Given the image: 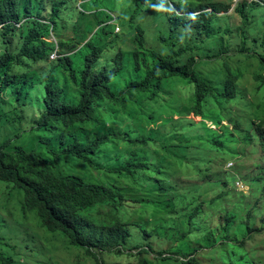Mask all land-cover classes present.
<instances>
[{"label":"trees","instance_id":"trees-1","mask_svg":"<svg viewBox=\"0 0 264 264\" xmlns=\"http://www.w3.org/2000/svg\"><path fill=\"white\" fill-rule=\"evenodd\" d=\"M20 1L0 0V37L5 46L0 53V93L13 95L21 102V110H28L31 118L27 124L34 133H43L42 140L53 158L50 160L44 152L22 147L10 151L5 145L0 147V182L24 194V212L35 213L42 229L59 236L71 249L85 250L95 264H105L100 257L103 254L119 257L131 254L128 244L134 230L143 232L149 240L158 241L159 247L163 243L167 246L166 250L156 253L162 263L198 264L197 254L206 250L214 254L213 260L219 264H259L257 258L248 259L254 257L256 251L246 246L264 234V215L259 223L255 220L261 210L264 214L262 176H248L250 187L261 195L248 209L245 221L239 223L238 214L223 211L218 229H212L205 222L204 207L220 200L223 193L213 200H203L202 186L170 179V174L175 176L181 168L192 169L200 179L208 177L193 163L212 164L216 154H221V161L236 158L256 139L264 153V119L251 122L252 130L243 129L240 122L230 118L227 124L232 127L231 131L227 125H222L226 105L239 97L240 74L227 67V71L220 70L214 78H209L199 70L201 62L197 57L202 51L199 44L175 47L173 33L179 29L192 33L201 42L211 38L221 8L205 0H133L117 14L116 23L123 29V36L115 35L111 39L115 25L102 19L104 9L93 7L92 13L100 19L97 31L81 47L74 40L61 39L57 42L59 57L50 62L56 45L48 39L52 33L60 31L58 21L69 1L54 0L50 14L38 12L35 15L34 0H24L23 16ZM86 1L93 0L82 1L80 12L85 16L89 13L85 11ZM47 3L41 0L40 8ZM247 5V0H238L236 5V10L244 17ZM159 8L170 22V36H159V41L167 48L165 53L149 47V33L138 23ZM223 9L228 11L229 8ZM107 17L111 18L110 14ZM239 32L241 52H246L247 31L241 27ZM13 42L16 43L14 48ZM119 42L123 46L117 48ZM259 43L261 50L255 55L264 69V34ZM110 48L115 50L113 58H107ZM221 51H226L223 41ZM40 64H47L48 68L43 79L30 73ZM255 79L264 88V75H257ZM176 81L190 88L192 106L180 107V100L173 102L175 106H167L172 111L167 120L171 125L170 133L153 154L160 162L164 160L161 152L171 155L174 161L167 169L165 164L158 165L151 159L149 149L155 142L151 134L147 138L139 134L132 136L127 131L116 134L114 126L108 127L98 116L103 109L115 108L117 112L129 108L133 119L139 104L160 98L168 84ZM4 106L0 94V119L6 116ZM212 109L216 113H212ZM191 113L201 121L195 123L188 119ZM175 117L178 118L175 120ZM19 119L22 121L23 117ZM207 122L220 132L210 130ZM237 143L240 152L235 147ZM120 144L129 148L142 146V150L126 158L120 154ZM61 162L102 172L107 181L114 178L115 183H92L76 175L63 174L59 171ZM211 169L206 167L205 171ZM224 181L223 185L229 187L230 179ZM232 193L237 197L235 203L245 209L248 205H242L247 198L243 192ZM134 207L151 212L152 220L146 225L150 233L141 230L143 224L131 226L128 223ZM259 244L264 264V240ZM139 248L140 257L155 252L150 244ZM0 264L19 263L0 256Z\"/></svg>","mask_w":264,"mask_h":264},{"label":"rangeland","instance_id":"rangeland-1","mask_svg":"<svg viewBox=\"0 0 264 264\" xmlns=\"http://www.w3.org/2000/svg\"><path fill=\"white\" fill-rule=\"evenodd\" d=\"M52 1L54 0H46L48 2L46 6L40 8L41 0H34L37 6L33 11L34 14L36 15L38 12L50 14L52 11ZM68 1L66 7H63L62 18L58 21L61 29L59 32L52 33L48 39L49 43H56L63 39L74 40L80 45L79 47L83 46L98 29L100 19L96 17L95 13H92L94 12L92 10L93 7L104 9L105 12L102 14V19L107 20V24L112 23L115 25L111 39L115 35L123 36V29L120 27V24L116 23L117 14L122 9H125L133 0L86 1L85 5L87 4L88 6L85 7V11L89 12L86 14L87 18H85L86 16L83 12H80V5L83 0ZM247 1L248 5L245 9L244 17L236 10L238 0L232 2L230 0H205L207 4L212 3L217 5V8H221V11L215 21L214 35L204 42H201L192 33H186V31H182L181 29L173 33L176 37V48H186L193 46L195 43L199 44L200 48H202L200 56L197 57L201 62L199 70L207 77L214 78L215 73L220 70L227 71V67L240 74V79L237 82L239 97L233 103L226 105V110H224L225 120L222 121V125H227L229 131L232 129L227 124V119L229 118L232 121L240 122L243 129L246 130H252V127H250L251 122L257 123L259 120L264 119V88L260 87L255 79L257 75H264V69L255 55L257 50H261L259 42L262 40V35L264 34V9L261 8L264 0ZM23 5H25V2L21 0L19 4L21 16L24 14ZM223 8L229 9L225 11ZM163 13L164 10L160 8L154 9L145 15L141 21H138V23L149 33V47L158 51L162 49L165 53L167 52V48L159 41V36L161 34L170 36L171 33L169 31V17ZM108 14H110L111 18L107 17ZM241 27L247 31L249 37L246 52H241L242 46L239 32V28ZM227 29L230 30V33H226ZM221 41L224 42L226 51H221ZM15 46L16 43L13 42L12 48ZM120 46L122 47L123 43L119 42L117 48H120ZM4 48L3 38L0 37V53L4 51ZM208 55L212 57H207ZM114 56L115 50L110 48L107 58H113ZM42 70L44 71L41 72ZM47 71V64H40L32 68L30 73L43 79ZM168 85L170 86L166 88L165 93L160 98L154 101L144 100L139 104V109L133 119L131 118V110L129 108L127 111L117 110V112L115 108L103 109L100 110L98 116L101 121L108 124V127L114 126L113 129L116 134L121 133V131H127L132 136L139 134L143 138H147L151 134V138L155 140L151 144L153 146L149 149L151 159L156 160L158 165L165 164L167 169L170 168V164L174 161L171 155L161 152V156L164 157L163 162H160V159L153 155L159 150L157 146L161 145L170 133L171 125L168 124L167 120L170 119L172 111L167 106H175L176 104L173 102L178 100H180V107L185 106L186 108H190L192 106L191 91L185 83L176 81ZM0 94L5 102L4 110L6 114V116L0 119V147L5 145L8 151L16 147H22L28 151H40L44 152V155L48 159L53 160L46 143L42 140L44 138L43 133H34L31 125L27 124V121L31 118L27 112L28 110L25 109L23 112L20 107L21 102H18L13 95ZM211 112L216 113L214 109ZM153 115L156 116V119L152 118ZM19 117H23V120L21 121ZM177 118L175 117V120ZM188 119L193 120L195 123L201 121L193 113L189 114ZM153 120H156V123ZM207 127L216 133L220 132L219 128L213 126L211 122H207ZM257 141L256 139L250 146H245V153L237 155L236 158H228L225 161H221V154H216L213 157L212 164L200 165L198 162H194L193 165L200 167L204 174L209 175L208 177L200 179L192 169L183 168L176 171L175 176L170 174V179L179 181L181 184L202 186L204 190L202 192L203 200H213L223 193L220 200L210 206L207 204L204 207L205 222L212 229H218L221 226L223 211H233L238 214L239 223L245 221L248 209L253 206V201L261 195V193H257L255 188H251L248 183V176L250 178L256 176L264 178V153L261 151ZM171 143L174 144L175 141ZM227 144L229 145V143ZM235 147L240 152L239 143ZM119 148L121 149L120 154L126 158L142 150V146L129 148L122 144H120ZM228 163H232V166L227 167ZM206 167H211V171L206 172ZM59 171L63 174L79 176L92 183H115L114 178H109L107 181L102 172L92 171L84 167L77 168L64 162L60 163ZM225 178L230 179L229 187L223 185ZM237 181L240 185H243V188L239 189L240 191L235 186V182ZM215 182L218 183L215 184ZM259 185L262 186L263 183H259ZM231 191L234 193L242 191V195L247 197L242 201V205H248L245 209L241 208V204L235 203L237 197ZM24 202V194L22 192L14 190L11 185L0 182L1 257L12 258L19 264H95L85 250L71 249L59 236L50 235L42 229L35 213L24 212ZM105 210L108 211L109 209ZM132 210L128 223L131 226L143 224L141 230L146 229L150 233V227L146 225L152 220L151 212L143 211L140 207H134ZM262 211L255 218L258 223L264 215ZM231 237L229 240L233 241ZM262 240H264V234L255 237L254 241L246 246L248 250L253 249L256 251L254 257H248L250 261L257 258V262L263 264L261 256L263 249H261L259 244ZM146 244L153 246L152 249L155 252L146 257L138 256V253L141 251L139 247L143 246L144 248ZM128 248L131 250L129 252L131 254L126 253L120 257L103 254L100 257L105 264H176L174 262H160L156 253L166 250L167 246L163 243L159 247L158 241L149 240L143 232L134 230V235L128 244ZM164 258H168V256ZM213 258L214 254H210V251L201 250L195 259L198 264H219ZM176 260L180 261V259Z\"/></svg>","mask_w":264,"mask_h":264},{"label":"clouds","instance_id":"clouds-1","mask_svg":"<svg viewBox=\"0 0 264 264\" xmlns=\"http://www.w3.org/2000/svg\"><path fill=\"white\" fill-rule=\"evenodd\" d=\"M209 10H211V9H209ZM18 27H20V26H18ZM2 29V26H0V30ZM118 30H119V28H117ZM55 50L50 54V57H49V61L50 62H53V61H56L57 59H58V45H57V42L55 43ZM54 53H56V57L54 58V59H52V57L54 56L53 54ZM229 164H231V165H229ZM232 166V163H228L227 164V167H231ZM237 183H238V181L237 182H235V186H236V188L239 190V189H242L243 188V185H240L239 183H238V185H237ZM240 191V190H239ZM242 192V191H241Z\"/></svg>","mask_w":264,"mask_h":264},{"label":"built area","instance_id":"built-area-1","mask_svg":"<svg viewBox=\"0 0 264 264\" xmlns=\"http://www.w3.org/2000/svg\"><path fill=\"white\" fill-rule=\"evenodd\" d=\"M53 55L54 56L52 57V59H54L56 57V53H54ZM229 165H231V164H229ZM237 185H238V183H237Z\"/></svg>","mask_w":264,"mask_h":264}]
</instances>
